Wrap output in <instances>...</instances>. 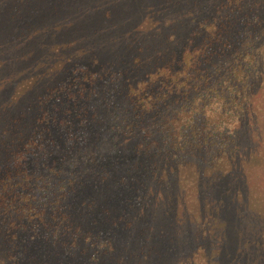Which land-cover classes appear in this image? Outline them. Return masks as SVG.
Returning <instances> with one entry per match:
<instances>
[{"label":"trees","instance_id":"16d2710c","mask_svg":"<svg viewBox=\"0 0 264 264\" xmlns=\"http://www.w3.org/2000/svg\"><path fill=\"white\" fill-rule=\"evenodd\" d=\"M0 264H264V0H0Z\"/></svg>","mask_w":264,"mask_h":264},{"label":"rangeland","instance_id":"374dc122","mask_svg":"<svg viewBox=\"0 0 264 264\" xmlns=\"http://www.w3.org/2000/svg\"><path fill=\"white\" fill-rule=\"evenodd\" d=\"M72 100L68 97L67 94L59 95L55 98H53L50 101V111L54 117V121L58 123L63 118V111L65 109H69L72 107ZM107 151L104 149L102 157H105L107 155ZM122 200H123V209L126 211L133 203V198L130 195L122 194ZM119 230L117 228H113L111 230L105 231V235H112V234H119Z\"/></svg>","mask_w":264,"mask_h":264}]
</instances>
